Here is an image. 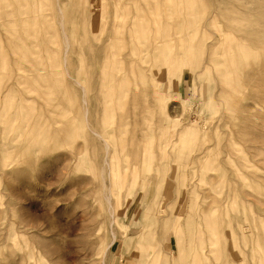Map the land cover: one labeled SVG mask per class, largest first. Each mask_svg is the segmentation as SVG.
<instances>
[{
  "label": "rangeland",
  "instance_id": "1",
  "mask_svg": "<svg viewBox=\"0 0 264 264\" xmlns=\"http://www.w3.org/2000/svg\"><path fill=\"white\" fill-rule=\"evenodd\" d=\"M7 4V0H0V37L4 39L17 35L15 24L25 11L26 0H10L9 16L6 15ZM60 4L71 29L68 32L70 72L79 75L78 80L88 94L87 101L99 115L103 106L118 107L113 120L131 123L138 118L143 103L134 98L140 100L139 94L145 93L151 112L148 123L155 127L153 116L166 123L164 128L157 127L153 135L169 138L183 130L187 134L177 143L178 149L185 144L195 149L202 144L211 149L207 162L212 166L205 165V169H210L208 174L215 176L213 181L223 180L225 199L222 203L233 206L234 212L239 209L241 215L234 224L217 226L224 232L214 247L220 254L204 264H254L256 259H264V67L250 69L239 58H233L238 62L234 66L215 65L210 58H205L204 66L194 70V58L188 49L190 42L184 40L181 47L185 55L180 58L178 71L169 78L146 72L145 76L155 86L145 90L139 87L136 92L132 85L134 74L118 73L121 79L115 84L118 86L115 93L125 94L103 104L97 102V97L111 91L107 88L99 91L97 84L101 78L109 79V68L123 54L120 50L118 54L98 56L109 44V33L113 25L119 23L120 11L114 8L113 0H61ZM35 5L39 16L56 15L55 0H36ZM93 53L96 57L90 63L87 56ZM13 57L11 61L0 57V98L5 95V88L13 84L11 75L16 72L14 64L21 58L19 51ZM221 71L224 72L222 80L215 83L212 76ZM16 74L19 78L27 77L21 72ZM122 78H126L123 83ZM234 78L240 83H235ZM67 84L71 100L63 102L62 109L67 125L78 126V129L82 92L72 81L68 80ZM32 85L36 88L33 82ZM48 98L52 99V95ZM48 98L45 96L41 102L32 96L31 101L17 102L19 105L14 102L15 106L4 102L7 111L0 109V122L9 120L8 129L0 135V264H141L140 254L145 253L144 236L160 231L164 221L156 212L160 211L157 190L148 201L146 197L140 200L139 212L131 216L129 211L136 199L125 205L131 187L122 189L121 201L114 205L116 222L110 227L111 218L104 205L99 177L100 160L89 161L91 155L82 146L81 134L77 132L78 141L74 143L61 141L59 133L66 128L63 125L66 119L53 117L52 136L35 142L38 131L32 123L53 104L46 102ZM91 106H88L90 112ZM203 120L212 124V128L196 131ZM113 135L119 142L121 137L133 136L134 132L130 127L125 133L114 132ZM140 136L136 134L137 138ZM119 175L116 166L104 182L110 186ZM156 187L162 189L161 194L171 190L170 201L173 200L175 187L166 186L165 182H159ZM111 188L114 190L113 186ZM135 194L137 196V192ZM192 206L190 201L184 203L183 209L178 206L179 212L173 215L174 231L169 224L171 212L163 213L165 227L180 236L191 216ZM25 208H28L27 217H35L37 225L27 233L21 226V213ZM146 220L149 227H145ZM111 232L115 234L114 243L102 255L111 240ZM136 246H140V250L135 258ZM165 249L169 250V246ZM179 250L180 247H174L177 264H191L186 253L180 255Z\"/></svg>",
  "mask_w": 264,
  "mask_h": 264
},
{
  "label": "bare ground",
  "instance_id": "2",
  "mask_svg": "<svg viewBox=\"0 0 264 264\" xmlns=\"http://www.w3.org/2000/svg\"><path fill=\"white\" fill-rule=\"evenodd\" d=\"M60 1L55 0V16H39L35 8L36 0H26L25 11L15 24L17 35L14 38L0 37L2 60L11 61L15 52L19 51L21 58L16 61L14 68L16 72L27 76L16 77V72L11 75L13 84L5 88V95L0 98V109L7 111L4 102H11L15 106L17 102L31 101L32 96L42 102L45 96L48 98L52 95V99L48 98L46 102L53 104L32 123L38 131L35 142L40 143L52 136L53 130L50 127L54 120L51 118L66 119L62 106L63 102L71 100L67 92L68 80L78 85L82 92V102L78 107L81 126L77 129L78 126L67 125V119L62 120L66 128L60 130L59 137L62 138L61 141L74 143L78 141L77 132L80 133L82 146L91 155L89 161L100 160L99 177L102 180L104 205L111 218L110 227L116 222L114 205H119V192L122 189L131 187L125 205L136 199L129 211L131 216L139 212V201L144 197L148 201L157 190L156 199H160V211L156 212L164 221L163 213L168 210L171 212L172 221L169 224L173 231L176 224L173 215L179 212L178 206L183 209L184 203L190 201L193 204L192 213L180 236L168 230L164 221L160 231L145 235V253L139 257L141 264H177L178 257L175 256L174 247H180L179 254L186 253L191 264H204L212 258L217 259L220 253L214 247L216 241L224 235L217 226L234 224L241 214L239 209L234 212L233 206L222 203L225 199V184L221 179L213 181L215 176H210V169H205V165L212 166L211 162H207L211 149L202 144L198 149L189 148L187 144L178 149L177 143L187 134L183 130L177 132L175 137L153 135L157 132V127L164 128L166 123L156 116H153L154 128L148 123L151 112L147 102L148 95L145 93L139 94L140 100L134 98L136 102L143 103L138 118L131 123H116L113 120V114L119 112L118 107L103 106L99 115L87 101L88 94L78 80L79 75L70 72L71 39L68 32L71 29L68 28L69 21L66 20ZM7 2L9 5L6 7V15L9 16L8 7L11 4L10 0ZM113 4L120 11L119 23L113 25L109 33V44L104 47V51H100L102 54L98 57L108 56L113 52L118 54L120 50L123 55L109 68V79L101 78L97 84L99 91L104 88L111 91L110 94L97 97V102L104 104L107 100L125 94L115 93L118 87L115 84H119L121 79L118 73L134 74V92L139 87L145 90L155 86L145 76L146 72L167 75L169 78L179 70L180 58L185 55V50L181 47L184 40L190 42L188 49L194 58V70L204 66L205 58H210L215 65L234 66L238 62H234L233 58H239L250 69L260 70L264 67V0H113ZM87 57H90L91 63L96 55L93 53ZM79 64L82 66L81 61ZM223 73L221 71L212 76L213 81L220 82ZM99 75L102 74L99 72ZM122 79L121 83L126 81V78ZM234 79L235 83H240L238 78ZM88 106H91L92 112ZM202 122L196 131L212 128V124L208 125L206 120ZM57 123L59 122L55 121ZM8 125L9 120L0 122V135H4ZM130 127L133 129V136L121 137L119 142L114 140V132L125 133ZM136 134L141 135L140 138ZM116 166L120 175L109 186L104 182L105 178L111 175ZM243 179L241 176L240 180ZM159 182L175 187L172 201V191L166 190L161 194L162 189L156 187ZM26 213L28 208L22 209L21 226L25 233L37 228L36 218L30 216L29 219ZM142 215L145 219V212ZM145 227H149L148 220L145 221ZM111 235L102 255L114 243V232ZM172 236L173 242L170 243ZM166 245L169 250L165 249ZM138 250L140 246H136L133 256ZM254 264H264V259H256Z\"/></svg>",
  "mask_w": 264,
  "mask_h": 264
}]
</instances>
